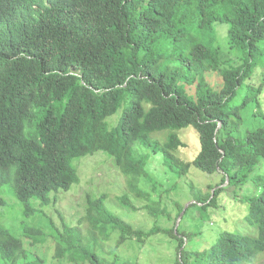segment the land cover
Returning a JSON list of instances; mask_svg holds the SVG:
<instances>
[{"label": "trees", "instance_id": "obj_1", "mask_svg": "<svg viewBox=\"0 0 264 264\" xmlns=\"http://www.w3.org/2000/svg\"><path fill=\"white\" fill-rule=\"evenodd\" d=\"M263 41L264 0H0V187L26 216L32 199L46 204L50 192L78 182L72 159L94 151L113 156L133 191L139 177L153 182L149 155L136 144L160 152L178 178L191 166L217 174L212 192L196 190L191 206L208 208L246 182L261 188L243 199L254 234L225 230L200 249L183 246L188 234L178 229H133L104 195L89 198L80 219L87 233L65 225L56 235L58 261L47 264H113L96 248L113 230L117 244L166 232L176 264H247L264 252V173L255 172L264 164ZM186 127L200 146L181 161L176 131ZM162 131L166 139L156 143ZM126 197L116 200L135 211ZM24 229L32 245L46 240L42 229ZM21 259L45 264L29 259L24 241L0 223V264Z\"/></svg>", "mask_w": 264, "mask_h": 264}, {"label": "rangeland", "instance_id": "obj_2", "mask_svg": "<svg viewBox=\"0 0 264 264\" xmlns=\"http://www.w3.org/2000/svg\"><path fill=\"white\" fill-rule=\"evenodd\" d=\"M224 36L225 31L221 30L219 38L222 41ZM260 45L264 50V41ZM255 70L258 77L254 78V82L258 84L259 73L263 69L256 67ZM208 78L212 84L218 81L217 75L209 74ZM260 101L264 112V87L260 93ZM118 116H112L109 124L115 123ZM176 132L184 146L176 150L175 155L181 161H190L200 146L197 132L193 127ZM167 134L168 131H162L154 134L152 139L162 144ZM136 146L138 153L149 155L145 169L153 182L146 177H139L135 181L137 190L133 191L126 175L115 166L113 156L101 150L94 151L72 159L71 164L76 169L78 182L68 190L50 192V200L46 204L31 200L33 213L30 216L24 214L22 202L14 194L6 187H0V196L5 200V204L0 206V223L24 241L29 259L40 258L45 264L58 261L53 257L56 235L63 231L65 225L74 228L81 225L83 233H87L88 225L85 221L81 224L80 219L86 213L87 200L101 195L105 196L107 208L133 229L149 231L154 228H173L188 234L183 246L200 249L225 230L254 234V228L245 219L249 205L243 199L258 194L260 187L246 182L236 190L228 189L208 208L200 206V203H197L199 206H191L196 203V190L202 193L212 192L213 187L210 186L219 180L217 174H208L191 166L178 178L167 170L160 152L153 153L149 147L145 148L140 144ZM258 171L264 173V164H260L255 170ZM124 195L135 205V211L116 200ZM26 226L42 229L46 240L32 245L24 238ZM118 239L119 232L113 230L107 238L102 237L96 246L97 252L107 263L176 264L179 251L175 240L166 232L147 235L143 240L129 237L120 244H117ZM19 263L22 264L23 260ZM247 264H264V252L255 254Z\"/></svg>", "mask_w": 264, "mask_h": 264}, {"label": "clouds", "instance_id": "obj_3", "mask_svg": "<svg viewBox=\"0 0 264 264\" xmlns=\"http://www.w3.org/2000/svg\"><path fill=\"white\" fill-rule=\"evenodd\" d=\"M260 192V191H259Z\"/></svg>", "mask_w": 264, "mask_h": 264}]
</instances>
